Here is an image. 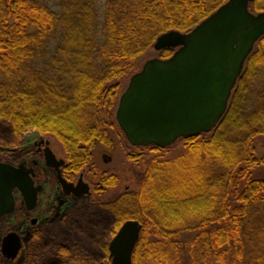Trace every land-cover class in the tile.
Instances as JSON below:
<instances>
[{
  "label": "trees",
  "instance_id": "trees-1",
  "mask_svg": "<svg viewBox=\"0 0 264 264\" xmlns=\"http://www.w3.org/2000/svg\"><path fill=\"white\" fill-rule=\"evenodd\" d=\"M225 1L0 0V145L48 133L62 143L67 171L89 166L95 143H110L107 117L119 95L117 85H106L136 72V58L159 34L190 30ZM251 8L264 11V0ZM262 76L264 36L208 136L179 138L183 154L150 159L138 192L112 201L83 197L63 217L42 223L16 264H109L105 233L127 219L142 226L133 264H264L257 223L264 181L251 174L264 164L252 146L264 136V86L249 91ZM97 177V194L118 182Z\"/></svg>",
  "mask_w": 264,
  "mask_h": 264
},
{
  "label": "water",
  "instance_id": "water-1",
  "mask_svg": "<svg viewBox=\"0 0 264 264\" xmlns=\"http://www.w3.org/2000/svg\"><path fill=\"white\" fill-rule=\"evenodd\" d=\"M254 0H226L190 30L159 34L153 49H173L167 58L145 60L130 75L115 110L116 122L132 146L160 148L177 139L209 133L225 114L233 88L257 40L264 36V11L249 9ZM53 166L54 156L46 155ZM62 163V160L55 165ZM58 170V169H57ZM33 169L0 162V218L15 208L18 190L27 210L36 205L41 186H35ZM64 194H88V184L64 181ZM141 224L127 219L108 243L109 264H133L132 255ZM23 247L15 231L1 240L2 255L14 260Z\"/></svg>",
  "mask_w": 264,
  "mask_h": 264
},
{
  "label": "rangeland",
  "instance_id": "rangeland-1",
  "mask_svg": "<svg viewBox=\"0 0 264 264\" xmlns=\"http://www.w3.org/2000/svg\"><path fill=\"white\" fill-rule=\"evenodd\" d=\"M251 11L255 12L254 10H252V8ZM152 45L145 51L143 55L136 58L135 65L138 67V69L141 67L143 62L149 58H161V51L154 50ZM253 50H255V45L253 47ZM129 77L130 76L128 74L121 76L120 78L108 83L106 86L109 87L111 85H117V95L120 96V94L127 86ZM262 86H264V76L253 83L249 91H256ZM117 98L119 97L117 96ZM248 100H254V95L249 96ZM115 110L116 106L107 117L106 131L110 140L109 145H105L100 142L95 143L92 150L90 164L89 166L87 165V167H85L87 169L85 174L86 178L90 183H92V187L90 188L92 193L91 195H89V197L97 198L101 201H112L120 193L128 190L138 192L141 184V179H143L144 177L145 170L150 159L154 157L172 158L183 154L185 151V147L181 139H177L169 146L160 148L159 151H152L149 147L132 146L126 140L123 132L116 122ZM39 134H41L42 136L51 137L50 140L58 156L64 157L66 155L62 143L56 137L48 133L31 131L23 136V142L19 146L13 147L0 145V162L17 164L18 162L22 161V159L25 157L23 152L30 148L32 141L37 139V136ZM208 135V133L205 134V136ZM252 146L254 148L256 157L259 158L263 156L264 136H257L254 139ZM38 173L39 175L37 179L44 180L47 185L46 193L43 196L40 195V199L36 209L27 211L25 209L21 194L18 190L14 191V210L11 213L5 214L0 218V244L3 236H5L10 231H15L19 234L24 246L25 242L30 236L29 234L33 229V226L30 224L31 219L39 218L40 223L45 221L52 222V220L55 221L63 217L66 214V211L82 202L81 199L62 198L61 192H58L54 204H52L51 198L54 195V192L57 190L55 176L53 173L46 171L44 168H39ZM251 174L253 178L264 181V164L254 167L251 170ZM77 175L78 174H76L75 177H77ZM98 175H114L117 177L118 182L115 186L106 188L104 191L97 194L93 190V183L97 182ZM257 223L259 227L262 226V228H264V213L261 214ZM111 230L112 229L110 228V230L105 233L104 241L107 242V244L116 233V231L113 232ZM21 256L22 249L14 260L6 259L2 255L0 248V264H16L20 260Z\"/></svg>",
  "mask_w": 264,
  "mask_h": 264
},
{
  "label": "flooded vegetation",
  "instance_id": "flooded-vegetation-1",
  "mask_svg": "<svg viewBox=\"0 0 264 264\" xmlns=\"http://www.w3.org/2000/svg\"><path fill=\"white\" fill-rule=\"evenodd\" d=\"M51 137L50 136H42L41 134H39L37 136V139L33 140L30 148L25 150L24 153V158L22 159V161L18 162L17 164L15 163H10L14 166H17L19 164H24V166L26 168H32L33 169V180H34V185L35 186H41V189L38 191L37 193V200H36V205L33 209L34 210L37 208L39 199H40V195H44L46 193L47 190V185L44 182V180H39L37 179L39 173H38V169L39 168H44L46 171H49L51 173L54 174L55 176V182H56V191L54 192V195L52 196V204H54V201L58 195V192H61L62 198H72V199H81L83 197H86L89 195H91V190L90 188L92 187V183H90L88 181V179L86 178V168H83L80 170V172L78 173H72L66 170V164H67V159H66V155L64 157H60L57 155L56 151L53 148L52 142H51ZM50 153L53 154L54 156V161H53V166L52 165H48L47 164V160H46V155H50ZM20 156V155H19ZM62 160V163H60V165L57 166V168L55 167L56 164H58L59 161ZM58 169V170H57ZM85 169V170H84ZM85 173H84V171ZM58 171L59 174L61 176V178L66 181L67 183H72L73 185H76L77 182L82 179L83 182L87 183L89 188H88V194H84L82 196L76 197L75 195H73L72 193L70 194H64L60 183L58 182ZM77 175V177H75V175ZM76 178V179H75ZM24 202V201H23ZM25 205V204H24ZM26 209V207H25ZM27 210V209H26ZM31 210H27V211H31ZM54 221V220H52ZM44 222L39 221V218H33L30 220V224L33 226V229L31 231V233L29 234L31 236L32 232ZM46 223V221H45ZM11 232V231H10ZM29 236V237H30ZM4 237V236H3ZM2 237V238H3ZM2 240V239H1ZM23 248V247H22Z\"/></svg>",
  "mask_w": 264,
  "mask_h": 264
}]
</instances>
